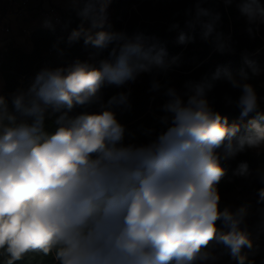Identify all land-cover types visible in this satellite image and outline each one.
Returning a JSON list of instances; mask_svg holds the SVG:
<instances>
[{"label":"clouds","instance_id":"clouds-1","mask_svg":"<svg viewBox=\"0 0 264 264\" xmlns=\"http://www.w3.org/2000/svg\"><path fill=\"white\" fill-rule=\"evenodd\" d=\"M63 2L78 23L52 48L63 56L61 43L70 48L82 41L87 59L44 66L26 87L22 82L7 93L0 73L3 264L36 256L50 257L52 264H217L223 255L255 264L244 252L254 246L247 223L251 205H222L218 185L228 173L222 160L248 150L264 153V96L250 82L264 74L253 59L257 53H242L247 71L238 78L218 66L210 80L187 81L183 93L164 89L159 130H145L147 142L126 143L113 107L126 105L128 94L118 92L105 104L101 88L166 71L179 57L168 60L154 36L114 29L108 13L113 0ZM207 2L193 0L186 24L199 26L204 41L215 34L218 52L232 51L220 42L221 13L204 7ZM222 2L235 5L249 36L264 28V0ZM61 23L51 13L41 26L55 32ZM192 40L178 37L180 44ZM221 78L239 90L237 99L225 97L239 110L237 121L229 122L208 99ZM161 88L154 79L150 90ZM93 106L99 111H89ZM232 175L262 185L256 202L264 204V166L252 169L241 161Z\"/></svg>","mask_w":264,"mask_h":264},{"label":"trees","instance_id":"trees-1","mask_svg":"<svg viewBox=\"0 0 264 264\" xmlns=\"http://www.w3.org/2000/svg\"><path fill=\"white\" fill-rule=\"evenodd\" d=\"M203 6L221 13V21L217 24V31L223 34L220 42L232 51L218 52L215 34L209 41H204L201 39L199 26L188 27L186 21L189 17L185 15V10L194 7L193 0H113L108 13L109 22L114 29L129 34L139 31L147 36H154L166 48L168 60L179 57L178 61L166 71L142 74L134 83L129 82L123 87L104 85L101 88L99 95L105 104L118 92L128 94L126 105L113 107L117 120L126 128V143L147 142L149 137L144 135V131L150 128L159 130L157 118L162 114L161 105L166 99L164 89L167 87H174L183 93L187 81L199 82L205 78L210 80L218 66L230 70L238 78L241 69L247 71L242 59V53L245 51L257 53L253 59L264 69V28H261L253 38L246 31L247 25L242 18H239L235 5L226 8L222 0H208ZM69 20L71 23L68 28H64L63 23ZM77 23L75 13L69 8L62 24L55 32L45 28H37L31 32L30 50L14 42H9L0 49V72L4 78L5 93L15 90L22 82L26 87L35 73L44 66L55 67L70 64L76 59H87L88 51L82 41L70 48L61 43L60 47L65 48L63 56L58 55L52 48L57 38L66 39L69 31L75 28ZM173 24H178L179 27L172 28ZM181 33L193 36L194 40L180 44L178 37ZM106 55L105 52L104 56ZM154 79L162 85L159 91L150 90ZM250 82L256 87L259 95L264 92L260 76L252 77ZM214 85L213 90L208 93L212 106L222 115L227 116L229 122L239 120V110L236 107L230 109L225 100V97L237 99L239 90L233 89L223 78L215 81ZM80 111L81 109H76V113ZM89 111H99V107L93 106ZM241 161L248 162L250 168L256 169L264 166V153L257 155L255 151L248 150L237 155L235 159L221 161L228 169L227 175L218 185L221 197L233 191L240 183L251 181L232 175V171ZM261 186L258 184L254 187L252 197L236 203L222 201V205H231L234 208L244 203L251 205L248 219L251 220L249 230L254 246L251 250L244 249V252L247 253L249 260H254L255 264H264V204L256 202V190ZM5 260L6 257L0 256V264ZM16 264H52V261L50 257L42 260L41 257L36 256L25 257ZM217 264H236V262L228 255H223Z\"/></svg>","mask_w":264,"mask_h":264},{"label":"crops","instance_id":"crops-1","mask_svg":"<svg viewBox=\"0 0 264 264\" xmlns=\"http://www.w3.org/2000/svg\"><path fill=\"white\" fill-rule=\"evenodd\" d=\"M54 6L70 8L63 0H31L28 13L18 17L14 13L16 8L0 0V42L3 47L12 40L22 48L30 50L32 44L28 33L31 35L33 30L43 28L41 12Z\"/></svg>","mask_w":264,"mask_h":264},{"label":"rangeland","instance_id":"rangeland-1","mask_svg":"<svg viewBox=\"0 0 264 264\" xmlns=\"http://www.w3.org/2000/svg\"><path fill=\"white\" fill-rule=\"evenodd\" d=\"M260 80H261V84L264 88V74H262L260 76ZM260 96H264V92ZM229 108L230 109L235 108L234 104L229 105ZM252 151H254V150H252ZM258 184L259 183L254 181V180H251L249 183L242 182L239 185H237L233 191L225 193L222 196V201H230L232 203H236V202L241 201L245 198L252 197L253 196V189ZM233 209H234V207H233ZM247 223H248V225H250L251 220L248 219Z\"/></svg>","mask_w":264,"mask_h":264},{"label":"built area","instance_id":"built-area-1","mask_svg":"<svg viewBox=\"0 0 264 264\" xmlns=\"http://www.w3.org/2000/svg\"><path fill=\"white\" fill-rule=\"evenodd\" d=\"M6 3L12 5L14 8H16V10L14 11V13L20 17V16H24L28 13L29 11V6H30V2L31 0H4ZM68 11V8H63V7H57V6H54V7H51L47 10H44L41 12V18L43 20V18L46 16V15H49L51 13H55L56 15L60 16L61 17V21L63 22L65 16H66V13ZM62 24V23H61ZM60 25L57 26V28L59 27ZM28 37H30V34L28 33ZM9 42H14V41H8L7 43ZM15 43V42H14ZM16 44V43H15Z\"/></svg>","mask_w":264,"mask_h":264}]
</instances>
